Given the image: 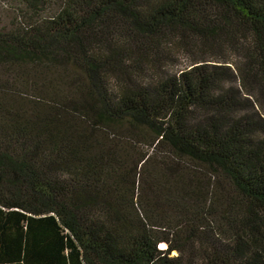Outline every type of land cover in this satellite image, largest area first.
<instances>
[{
    "label": "trees",
    "instance_id": "16d2710c",
    "mask_svg": "<svg viewBox=\"0 0 264 264\" xmlns=\"http://www.w3.org/2000/svg\"><path fill=\"white\" fill-rule=\"evenodd\" d=\"M0 264H264V0H0Z\"/></svg>",
    "mask_w": 264,
    "mask_h": 264
}]
</instances>
